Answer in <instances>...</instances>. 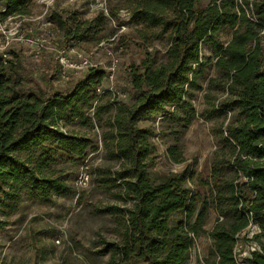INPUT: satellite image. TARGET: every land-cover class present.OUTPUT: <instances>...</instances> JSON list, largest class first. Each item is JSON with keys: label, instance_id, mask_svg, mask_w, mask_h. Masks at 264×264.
Listing matches in <instances>:
<instances>
[{"label": "trees", "instance_id": "16d2710c", "mask_svg": "<svg viewBox=\"0 0 264 264\" xmlns=\"http://www.w3.org/2000/svg\"><path fill=\"white\" fill-rule=\"evenodd\" d=\"M30 1L0 0V16H29ZM126 6L130 20L140 25V39L155 35L156 28L167 36L164 63L143 59L132 67L130 102L113 99L94 105L104 71L92 67L68 93L48 86L26 89L19 79V58L0 53V213L16 212L26 200L52 203L56 195H74L69 178L98 142L62 127L76 119L88 125L91 107L98 121L111 109L101 139L106 156L120 165L114 170L91 166L89 171L101 188L118 187L111 194L126 204L97 210L116 214L121 235L118 241L103 240L96 251L109 253L107 264H183L194 238L202 234L211 239L215 264H238L234 246L249 223L258 230L246 239L256 246L243 262L264 264V47L259 35L264 0H129ZM50 19L64 29V43L91 37L104 21L101 12L71 29L58 13ZM224 26L234 27L225 45L218 39ZM202 43L211 48L217 75L208 80L200 115L213 119L231 113L212 129L218 149L205 181L207 196L185 185L186 171L170 172L159 181L148 176L145 160L152 151V131L138 124L142 116L155 113L183 126L191 121L190 99L202 88L200 78L212 60L201 55ZM211 88L226 94L211 95ZM210 205L221 219L206 230Z\"/></svg>", "mask_w": 264, "mask_h": 264}, {"label": "rangeland", "instance_id": "374dc122", "mask_svg": "<svg viewBox=\"0 0 264 264\" xmlns=\"http://www.w3.org/2000/svg\"><path fill=\"white\" fill-rule=\"evenodd\" d=\"M129 0H31L30 14L0 16V53L19 61L22 72L18 73L26 89H44L68 93L88 69L97 68L104 74L95 88L93 104L104 105L113 99L130 102L134 89L130 84V71L139 66L143 59L153 65L166 61L167 36L156 28V34L140 39L139 24L130 20ZM0 2V11H3ZM102 12L104 21L91 37L72 38L64 43L63 32L56 21L50 19L58 13L65 26L73 28L75 23L90 20ZM234 27L224 26L218 39L226 44L232 37ZM160 33V34H159ZM264 47V27L259 32ZM201 55L211 57L200 78L202 88L194 92L190 101L194 108L191 121L186 126L167 114L145 115L138 124L152 131L148 137L152 151L147 156L148 176L159 181L170 172H187L185 185L192 193L209 195L208 180L214 151L218 149L212 129L226 121L230 112L204 119L200 113L206 106L204 93L210 77H215L214 57L208 44H201ZM211 95L226 93L211 88ZM169 110L173 105L167 106ZM112 110L102 113L99 121L93 117V107L88 110L92 117L88 125L80 119L63 125V130L87 134L97 139L98 148L89 151L84 164L69 178L76 193L56 195L52 203L26 200L16 212L0 213V264H107L109 253H98L102 241H118L121 235L115 215L97 211L105 205L114 204L121 208L126 204L101 188L89 173L91 166H110L117 169L120 163L106 156L101 134L104 119ZM184 115L177 111V116ZM69 171V170H68ZM67 171V172H68ZM86 177L80 181V177ZM129 204V203H128ZM218 214L210 205L204 228L210 230ZM257 225H249L240 233L234 246L238 264L256 246L246 237L257 231ZM211 239L208 234L194 238L188 258L183 264H215L210 253Z\"/></svg>", "mask_w": 264, "mask_h": 264}, {"label": "built area", "instance_id": "2783aa9c", "mask_svg": "<svg viewBox=\"0 0 264 264\" xmlns=\"http://www.w3.org/2000/svg\"><path fill=\"white\" fill-rule=\"evenodd\" d=\"M85 179L86 177H83V176L80 177V181H84Z\"/></svg>", "mask_w": 264, "mask_h": 264}]
</instances>
